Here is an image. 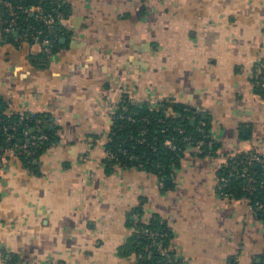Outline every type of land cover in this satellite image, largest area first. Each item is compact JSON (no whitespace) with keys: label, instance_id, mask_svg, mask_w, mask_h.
Returning a JSON list of instances; mask_svg holds the SVG:
<instances>
[{"label":"crops","instance_id":"crops-1","mask_svg":"<svg viewBox=\"0 0 264 264\" xmlns=\"http://www.w3.org/2000/svg\"><path fill=\"white\" fill-rule=\"evenodd\" d=\"M66 2L52 53L8 40L0 12V107L56 126L34 170L0 168V264H138L126 245L153 223L181 264H264V219L218 184L228 158L264 155V0ZM126 100L190 107L215 149L189 145L165 179L114 164Z\"/></svg>","mask_w":264,"mask_h":264},{"label":"trees","instance_id":"trees-1","mask_svg":"<svg viewBox=\"0 0 264 264\" xmlns=\"http://www.w3.org/2000/svg\"><path fill=\"white\" fill-rule=\"evenodd\" d=\"M14 3V8L17 5L22 4L24 7H29L33 4L41 3L46 7V10H55L57 6L54 4H49L47 0H9ZM65 7L62 9L65 11ZM8 8L0 5V12H2V19H10V14ZM18 26L20 32H24L29 25L35 26L37 29L41 28V25L35 20L34 17L23 12L22 9L15 10ZM56 29V27H55ZM54 29V33L57 36L56 42L53 47L55 51L61 41V38L65 36L61 26L58 25L57 29ZM29 32V36L25 38V41L32 43V33ZM8 40H14L16 36L13 33L6 34ZM53 36V35H52ZM262 81L260 78L258 82L262 86ZM121 105H127V111H120V118L116 120L112 131L109 134V140L106 144V149L109 153L114 154V158H109L114 164H119L124 167H136L143 170H147L155 173L159 178L165 179L172 172V163L176 162L183 153L172 152L166 148L160 147L159 143L164 141L167 137L177 136L178 138H183L180 136L177 128L185 129L190 135L197 138L204 137L206 142L211 141L210 138V125L208 119L200 115H196L195 111L190 107L181 104H170V103H160L159 107H153L149 102L143 103L141 105H132L129 101H124ZM122 108V107H121ZM167 110V114H166ZM133 115L136 118L135 122H129L126 119L127 115ZM39 117L43 118L45 123L42 129L48 134V139L41 142V146L37 149L35 155L28 156L19 150V159L24 164L25 167L34 170L37 165L39 157L43 152L54 142L56 126L53 129L48 128L46 119L48 115L38 114ZM123 117V118H122ZM143 118L148 119V121ZM192 118H195V124H192ZM7 126V132L0 129V149H5L10 146V143L17 142L18 144L23 143V137L26 132L35 133V118L26 117V119H21L18 114L7 115L5 114L4 108L0 107V127ZM145 130V135L142 136V131ZM8 136H13L10 142L7 141ZM138 138H142L145 141L141 143ZM152 145H157V152H153ZM180 147L183 150L187 149L189 146L187 143L183 144L180 140ZM214 145V144H213ZM212 146V145H211ZM205 146L207 152L215 149V146ZM124 151V152H123ZM133 156V157H132ZM230 169L225 168L224 170H219L218 176L226 175L229 173ZM251 177L256 180V188L251 194H247L243 190V185L247 182L246 179L233 176L230 179V186L225 190L227 193L232 194V197L236 200L242 197L249 196L253 203L255 201L264 204V184L261 185L264 179V170L258 167H252L249 171ZM260 218L264 219V212L260 213ZM148 228L151 230L164 231L170 235L167 229H163L161 226L155 223L145 226H140L137 233L129 239L126 245V252L131 253L132 251L141 254V259L138 264H165L163 257L156 251L152 250L151 257H148V253L144 251V247L151 240L141 232L142 228ZM170 237V236H169ZM168 244V240H165ZM173 255V253H172Z\"/></svg>","mask_w":264,"mask_h":264},{"label":"built area","instance_id":"built-area-1","mask_svg":"<svg viewBox=\"0 0 264 264\" xmlns=\"http://www.w3.org/2000/svg\"><path fill=\"white\" fill-rule=\"evenodd\" d=\"M49 4H54L57 6V8L54 10L48 11L46 10V7L39 4H33L29 7H24L22 4H19L14 8V3H12L9 0H0V5H3L5 8H8V12L10 14V19L4 18L2 20V30L5 34L13 33L16 38L15 41H25V38L29 36L30 31H34L32 33V44L41 46L45 53H52L54 44L56 42L57 36L54 33V29L57 26L60 25L61 21L64 18V6H66L67 2L66 0H47ZM22 9L24 13L32 16L35 18V20L41 25V28H36L33 25H29L24 32H20V28L18 26L17 17L15 10ZM55 29V30H56ZM53 35V36H52ZM153 107H159L161 105H154V102H149ZM122 111H127L128 106L124 105L123 108H121ZM166 110V114H167ZM21 119H26V117H33L35 118V133L32 134L28 131L26 132L25 136L23 137V143L18 144L17 142L10 143V146L5 149H0V168L6 166L10 159L13 157L19 158V150L22 151L25 155L32 156L35 155L37 149L41 146V142L46 141L48 139V134L42 129L43 124L45 123L44 119L39 117L38 114L34 113H26L21 114ZM123 118V117H122ZM127 121L129 122H135L136 118L129 114L126 116ZM144 120L148 121V119L143 118ZM47 126L50 129H53L55 127V122L52 117H47L46 119ZM4 131L7 132L8 127L3 126L2 128ZM177 131L180 136H183V138H178L177 136L167 137L164 141L159 143L160 147L166 148L172 152H178V153H184L186 151L180 147L179 142L183 144H188L190 146H193L198 153L205 154L207 153V150L205 149V146H211L212 142H206L204 137H207V135H204L203 138H197L190 135L185 129L183 128H177ZM145 130L142 131V136L145 134ZM11 138L13 136H8L7 141L10 142ZM138 141L143 143L145 140L142 138H138ZM153 149V152H157L159 149L157 145L151 146ZM124 152V151H123ZM107 156L110 158H114L115 155L109 153L106 150ZM133 157V156H132ZM252 167H258L262 168L264 170V155L258 153V152H248V153H242L236 156H232L231 158H228L221 166L219 170H224L225 168L230 169L227 176L220 175L218 184H219V191L221 194L230 200H236L232 197V194L226 192V188L230 186V179L233 176L236 177H242L247 180L245 185H243V190L247 192V194H251L255 188H256V180L253 179L249 173L250 168ZM264 184V179L261 182V185ZM241 199H246L250 205V207L254 211V215L256 217H260V213L264 212V204L255 201L253 203L252 199L249 196L242 197ZM141 232L144 233L151 241L145 245L144 251L148 253V257H151L152 250L156 249V251L163 257L165 264H181V262L177 259V257L173 254L167 245L165 243V240H169L168 233L164 231H157V230H151L148 228H142Z\"/></svg>","mask_w":264,"mask_h":264},{"label":"rangeland","instance_id":"rangeland-1","mask_svg":"<svg viewBox=\"0 0 264 264\" xmlns=\"http://www.w3.org/2000/svg\"><path fill=\"white\" fill-rule=\"evenodd\" d=\"M153 102H154V105H157V104L159 105V104H160V103H157V102H155V101H153ZM156 103H157V104H156ZM137 105H140V104H137ZM123 106H124V105H122V108H123ZM218 181H219V179H218ZM136 253H137V252H136ZM138 256L141 257L142 255H141V254H138ZM139 260H140V259H139Z\"/></svg>","mask_w":264,"mask_h":264},{"label":"water","instance_id":"water-1","mask_svg":"<svg viewBox=\"0 0 264 264\" xmlns=\"http://www.w3.org/2000/svg\"><path fill=\"white\" fill-rule=\"evenodd\" d=\"M193 123H195V120L193 119V121H192Z\"/></svg>","mask_w":264,"mask_h":264}]
</instances>
